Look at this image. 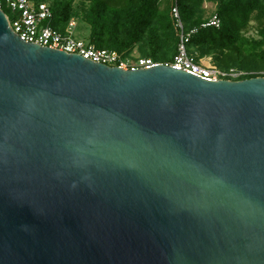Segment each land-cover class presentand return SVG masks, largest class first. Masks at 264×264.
I'll return each mask as SVG.
<instances>
[{
  "label": "water",
  "instance_id": "obj_1",
  "mask_svg": "<svg viewBox=\"0 0 264 264\" xmlns=\"http://www.w3.org/2000/svg\"><path fill=\"white\" fill-rule=\"evenodd\" d=\"M0 264H264V78L112 68L0 8Z\"/></svg>",
  "mask_w": 264,
  "mask_h": 264
},
{
  "label": "trees",
  "instance_id": "obj_2",
  "mask_svg": "<svg viewBox=\"0 0 264 264\" xmlns=\"http://www.w3.org/2000/svg\"><path fill=\"white\" fill-rule=\"evenodd\" d=\"M31 1L36 4L52 2L48 4L54 18L52 25L62 33L75 21L79 34L83 28L89 29L86 42L98 49L130 56L140 48L143 58L157 63H164L160 62L163 60L164 64L174 60L181 42V31L173 14L178 6L186 31L198 30L191 37L188 48L191 47L192 53L202 51L201 62L212 57L214 65L223 70L234 68V62L244 56H249L244 58L248 63H264V0H185L183 9L182 0ZM206 3L216 5L214 16L221 20L220 28L203 27L209 21L202 19ZM161 6H165V10L161 11ZM255 17L263 25L256 40L244 34ZM220 54L231 67L215 62L213 56ZM252 69L247 65L237 70L250 73L247 80L258 77Z\"/></svg>",
  "mask_w": 264,
  "mask_h": 264
},
{
  "label": "built area",
  "instance_id": "obj_3",
  "mask_svg": "<svg viewBox=\"0 0 264 264\" xmlns=\"http://www.w3.org/2000/svg\"><path fill=\"white\" fill-rule=\"evenodd\" d=\"M6 3L14 17L11 20V17L7 15L11 29L26 43L59 50L72 55H79L95 63L126 71L149 70L164 64L157 63L148 58L133 55L128 56L107 49H98L94 45L81 41L74 37L75 32H77V23L75 21L71 22L65 33L56 30L52 25L54 19L52 10L46 3L36 4L31 0H6ZM0 8L2 9L1 2ZM173 14L177 20V26L181 31V42L178 54L174 60L164 65L171 66L176 70L189 73L210 82L243 81L250 75L248 72L235 68L223 70L214 65L211 58L202 61V63L199 62L188 48L191 37L198 30L186 31L178 6L173 9ZM212 26L220 28L221 20L217 16H214L203 25L205 28ZM257 76L264 78V74Z\"/></svg>",
  "mask_w": 264,
  "mask_h": 264
},
{
  "label": "rangeland",
  "instance_id": "obj_4",
  "mask_svg": "<svg viewBox=\"0 0 264 264\" xmlns=\"http://www.w3.org/2000/svg\"><path fill=\"white\" fill-rule=\"evenodd\" d=\"M0 2L3 4V11L9 15L11 17V20L14 19L13 15L11 14L10 10L8 9V5L6 3V0H0ZM185 0H182L181 2V9H183V4H184ZM47 4L51 5L52 2L48 1L46 2ZM207 4V3H206ZM160 10L163 11L165 10V6H161ZM216 12V5L215 4H211V5H207V9L205 8V11L202 15V19L204 20H209L210 18L213 17V15ZM263 27V25L255 18H253V21L251 22V24L249 25L248 29H246L245 31V36L247 38H251V39H258L259 38V32L261 30V28ZM90 35V31L88 28H83L80 32V34L78 32H75L74 37L81 40V41H85L86 39L89 38ZM168 43V42H167ZM169 47H172L171 44H168ZM189 51L191 52V47H189ZM192 53V52H191ZM194 56H196V59L198 61L201 62V57L203 56L202 51L201 50H194L192 53ZM133 56L136 57H142L143 53L142 50L140 48H137L136 50H134V53L132 54ZM215 58V62L218 63L219 65L223 66V67H231V63L227 62L226 59L222 60L221 57L222 55H216L213 56ZM245 57H249V56H244L243 58H238L233 66L235 69L240 68V66L242 67H246L247 65L250 66V68L252 67L253 69L251 70L252 73H255L257 75H262L264 74V63H260V62H251L252 63H248L247 61L244 60ZM143 58V57H142ZM212 59V57H210ZM234 58V57H233ZM207 59V58H206ZM160 62H164L163 60H161ZM202 63V62H201Z\"/></svg>",
  "mask_w": 264,
  "mask_h": 264
},
{
  "label": "crops",
  "instance_id": "obj_5",
  "mask_svg": "<svg viewBox=\"0 0 264 264\" xmlns=\"http://www.w3.org/2000/svg\"><path fill=\"white\" fill-rule=\"evenodd\" d=\"M211 4H212V3H207V4H205L204 7L207 9V5H211ZM213 16H214V15H213ZM212 18H213V17H212ZM212 18H210V19H212ZM210 19H209V20H210Z\"/></svg>",
  "mask_w": 264,
  "mask_h": 264
}]
</instances>
